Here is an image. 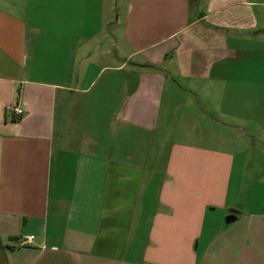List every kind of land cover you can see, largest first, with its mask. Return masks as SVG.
I'll list each match as a JSON object with an SVG mask.
<instances>
[{"label": "crops", "instance_id": "1", "mask_svg": "<svg viewBox=\"0 0 264 264\" xmlns=\"http://www.w3.org/2000/svg\"><path fill=\"white\" fill-rule=\"evenodd\" d=\"M0 264H264V0H0Z\"/></svg>", "mask_w": 264, "mask_h": 264}, {"label": "built area", "instance_id": "2", "mask_svg": "<svg viewBox=\"0 0 264 264\" xmlns=\"http://www.w3.org/2000/svg\"><path fill=\"white\" fill-rule=\"evenodd\" d=\"M14 112L20 114L22 110L18 107H15ZM33 239L34 236L32 234H21L18 238V244L22 246L29 245L33 241Z\"/></svg>", "mask_w": 264, "mask_h": 264}, {"label": "water", "instance_id": "3", "mask_svg": "<svg viewBox=\"0 0 264 264\" xmlns=\"http://www.w3.org/2000/svg\"><path fill=\"white\" fill-rule=\"evenodd\" d=\"M233 218H234V212H232L231 216H229V218H227L226 222H229Z\"/></svg>", "mask_w": 264, "mask_h": 264}]
</instances>
